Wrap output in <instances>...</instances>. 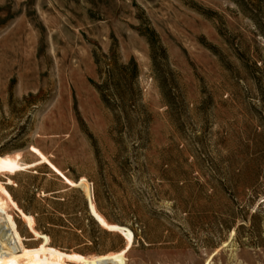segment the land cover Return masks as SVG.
<instances>
[{"label":"rangeland","instance_id":"obj_1","mask_svg":"<svg viewBox=\"0 0 264 264\" xmlns=\"http://www.w3.org/2000/svg\"><path fill=\"white\" fill-rule=\"evenodd\" d=\"M0 254L264 264V0H0Z\"/></svg>","mask_w":264,"mask_h":264},{"label":"water","instance_id":"obj_2","mask_svg":"<svg viewBox=\"0 0 264 264\" xmlns=\"http://www.w3.org/2000/svg\"><path fill=\"white\" fill-rule=\"evenodd\" d=\"M77 183H79V182H77ZM91 197H92V195H91ZM86 200H87V204H88V210H89V213L91 214V216H94L93 215V212L91 211V208H90V199H89V197H86ZM96 220V219H95Z\"/></svg>","mask_w":264,"mask_h":264},{"label":"trees","instance_id":"obj_3","mask_svg":"<svg viewBox=\"0 0 264 264\" xmlns=\"http://www.w3.org/2000/svg\"><path fill=\"white\" fill-rule=\"evenodd\" d=\"M130 70H132V71H129V70H128L130 73H132V74H134V75L136 74L134 68H131ZM94 203H95L96 208L98 209V203H97V201H96V197H95V199H94Z\"/></svg>","mask_w":264,"mask_h":264},{"label":"bare ground","instance_id":"obj_4","mask_svg":"<svg viewBox=\"0 0 264 264\" xmlns=\"http://www.w3.org/2000/svg\"><path fill=\"white\" fill-rule=\"evenodd\" d=\"M4 257L0 254V264H2L4 262Z\"/></svg>","mask_w":264,"mask_h":264}]
</instances>
